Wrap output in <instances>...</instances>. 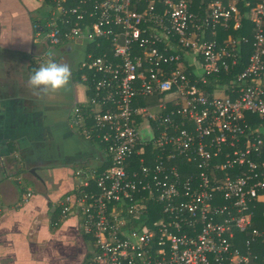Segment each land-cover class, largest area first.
I'll use <instances>...</instances> for the list:
<instances>
[{
    "label": "built area",
    "instance_id": "1",
    "mask_svg": "<svg viewBox=\"0 0 264 264\" xmlns=\"http://www.w3.org/2000/svg\"><path fill=\"white\" fill-rule=\"evenodd\" d=\"M39 1L48 44H86L88 96L71 122L110 156L104 171L77 172L82 195L60 203L94 236L87 264H264V228L254 225L264 140L246 122L247 113L264 117V0H200L202 13L195 0ZM244 17L252 36L218 39L220 26L241 28ZM243 43L252 49L246 66L218 83L240 63ZM151 149L160 151L154 159ZM178 160L198 171H181Z\"/></svg>",
    "mask_w": 264,
    "mask_h": 264
},
{
    "label": "crops",
    "instance_id": "2",
    "mask_svg": "<svg viewBox=\"0 0 264 264\" xmlns=\"http://www.w3.org/2000/svg\"><path fill=\"white\" fill-rule=\"evenodd\" d=\"M42 7L39 0H0V264H87L94 248L80 212L54 221L64 197L83 186L77 172L102 171L106 154L104 144L71 122L74 107L88 96L82 74H75L83 72L86 44H39ZM47 59L70 66L66 88L29 87L30 72Z\"/></svg>",
    "mask_w": 264,
    "mask_h": 264
},
{
    "label": "trees",
    "instance_id": "3",
    "mask_svg": "<svg viewBox=\"0 0 264 264\" xmlns=\"http://www.w3.org/2000/svg\"><path fill=\"white\" fill-rule=\"evenodd\" d=\"M253 1V0H252ZM200 4V0H195V4H193L192 6V9L194 11H199V12H203V8L202 9H199L198 5ZM204 5V4H203ZM253 5V4H252ZM251 5V6H252ZM247 7L248 9H250V7ZM245 5L244 3H241V11L245 13ZM243 13V14H244ZM42 22L44 23L45 20ZM252 27H253V21L249 18V17H244L243 19V26L241 28H234L232 26V24L228 27V28H225V27H222L220 26L219 28V37L218 39L220 40H223L227 37L228 34H231L233 35L234 37H239V36H242V35H247V36H252ZM66 42V38L63 37V40H62V43ZM61 43V44H62ZM59 44V45H61ZM244 47H245V50L243 52V54L241 55L240 57V63L237 65V66H234V68L230 71V72H223L220 76V80H218V83L220 84H231L230 83V80L231 79H235L236 78V75L242 71V69L244 68V66H246L247 62H248V57L251 53V48H250V45L248 46L247 44H244ZM100 50H95L96 53H98ZM76 74V77L77 78H80L81 77V74L82 72L78 69L77 72H75ZM210 80H213V77H210ZM214 82H209L208 84H205V85H208V87L211 89L212 85ZM141 103L143 104H148L149 102L143 98L139 99ZM246 122L248 124V128L251 127L252 129L254 130H257V132L255 133V138H256V135L259 133L260 134V137H263V140H264V117H261V116H258V114H251V113H247V116H246ZM151 123L153 125V127L155 128V130L157 129L160 121H156V120H151ZM244 140V139H243ZM105 144V143H104ZM261 149H262V152H263V159H264V143L261 145ZM105 152H107V150L105 149ZM150 153L148 154H151V156L153 157L154 159V156H156L160 151L159 150H156V149H151L149 151ZM252 158L254 159H258V155L253 153L251 155ZM224 158V157H223ZM222 158V159H223ZM137 159H138V156H135L133 157V165L134 166H137ZM106 164L105 166L103 167L102 171H104L105 169H107L108 167H110V156H106ZM176 163L178 164L179 166V169L181 171H184L185 169L187 170H191L193 172H196L198 171V169H196V167H191V168H187L186 166H188L189 164L186 163V161H176ZM137 168V167H136ZM243 168L241 167H238L236 169H234V173H240L242 171ZM101 171V170H100ZM83 186H81L79 189H77L75 191V195H82L81 191L83 190ZM92 188H94V185L91 183V186L88 188V190H92ZM146 203L148 204V212L152 215L153 219H157L159 218L161 215L158 213V210H156V206H157V203L155 201H152V200H146ZM125 207V206H124ZM126 212V211H125ZM62 207L59 206V211H58V216H57V219L54 221V224L55 225H58L59 222H60V219L62 218ZM151 218V216H150ZM149 225L152 226V223L149 222ZM254 225L260 227V228H264V202H261L259 203V209L257 210V213H256V216L254 218ZM86 234V237L89 238V240L93 243V250H95L96 246H95V240H94V236L91 232L87 233L85 232ZM92 254H90V258H91Z\"/></svg>",
    "mask_w": 264,
    "mask_h": 264
},
{
    "label": "clouds",
    "instance_id": "4",
    "mask_svg": "<svg viewBox=\"0 0 264 264\" xmlns=\"http://www.w3.org/2000/svg\"><path fill=\"white\" fill-rule=\"evenodd\" d=\"M71 81V68L67 63L47 59L39 63L28 77V85L36 91H57L66 88Z\"/></svg>",
    "mask_w": 264,
    "mask_h": 264
},
{
    "label": "rangeland",
    "instance_id": "5",
    "mask_svg": "<svg viewBox=\"0 0 264 264\" xmlns=\"http://www.w3.org/2000/svg\"><path fill=\"white\" fill-rule=\"evenodd\" d=\"M42 9H43V7H42ZM37 16H38V13H37ZM44 38H45V32H41L40 35H39L38 38H37L38 43L41 44V43L43 42V39H44ZM64 44H66V43H62L61 45H64ZM37 45H38V44H37ZM65 48H66V47H64V49H65ZM64 49H63V52L65 51ZM50 50H51V49H50ZM51 51H52V50H51ZM53 51L56 52V53H58L57 50H53ZM63 52H62V53H63ZM66 53H67V52H66ZM72 53L75 55L74 51H73ZM73 54H71L70 57H72ZM58 55L60 56V54H58ZM61 57H63L62 54H61ZM80 57H82V50H81V49L78 51V54H77V58H80ZM216 83H217V82H216ZM223 85H224V84H223ZM105 158H106V157H105ZM89 169H91V168H89ZM79 171H80V170H79ZM79 171H78V172H79Z\"/></svg>",
    "mask_w": 264,
    "mask_h": 264
},
{
    "label": "water",
    "instance_id": "6",
    "mask_svg": "<svg viewBox=\"0 0 264 264\" xmlns=\"http://www.w3.org/2000/svg\"><path fill=\"white\" fill-rule=\"evenodd\" d=\"M42 27H43V26H41V28H40V29L37 27L36 29H39V30L43 31V28H42Z\"/></svg>",
    "mask_w": 264,
    "mask_h": 264
}]
</instances>
